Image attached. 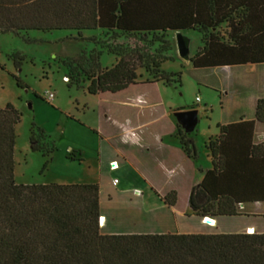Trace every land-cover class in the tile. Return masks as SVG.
<instances>
[{
	"label": "trees",
	"instance_id": "16d2710c",
	"mask_svg": "<svg viewBox=\"0 0 264 264\" xmlns=\"http://www.w3.org/2000/svg\"><path fill=\"white\" fill-rule=\"evenodd\" d=\"M222 23L226 42L208 32ZM58 30H197L207 35L189 58L193 68L264 62V0H0V33ZM113 55L118 58L111 67L87 73L88 94L136 84L140 67L153 82L179 83L180 73L159 69L164 60L148 65L141 54ZM16 85L22 87L17 78ZM20 116L11 105L0 109V264H264V233L102 234L97 183L16 184L14 128ZM254 118L264 124V98L256 101ZM253 124L217 125L218 135L205 145L212 168L188 196L191 215L231 217L240 204L264 202V142L252 143ZM177 136L193 156L192 140ZM45 139L47 147L38 146L31 128L29 149L50 160L55 146ZM161 200L171 207L175 193Z\"/></svg>",
	"mask_w": 264,
	"mask_h": 264
},
{
	"label": "rangeland",
	"instance_id": "374dc122",
	"mask_svg": "<svg viewBox=\"0 0 264 264\" xmlns=\"http://www.w3.org/2000/svg\"><path fill=\"white\" fill-rule=\"evenodd\" d=\"M175 32L131 34L85 30L77 35L75 31L58 30L28 31L17 35L0 33V109L11 105L21 114L20 122L14 128V182L21 185L97 183L102 197L100 209L107 218L105 229L129 231L132 224L128 220L125 195H120L119 191L125 187H142L143 184L141 177L129 166H122L116 151L124 152L130 161L135 156L143 157L146 148L143 149L137 136L133 139L121 137L122 126L143 124L138 133L145 139L161 132L165 127L163 118L156 125L150 122L161 114L162 107H147V100L155 97L162 100L165 110L169 107L172 111L193 108L197 112L196 124L189 131L181 127L188 136L178 132L184 139L192 138L200 152L204 148L203 142L215 133V124L233 116L225 108L221 111V107H226V98L222 104L219 100L220 92L225 94L233 82L226 69H195L188 60L180 59ZM208 32L221 41H228L226 23ZM181 34L188 40L189 58L207 35L197 30H183ZM113 53L141 54L148 65L153 59L164 60L159 69L166 74L180 73L179 83L150 84L152 76L140 67L136 70L140 75L136 84L116 93L88 94L87 73L91 68L97 73L111 67L118 58ZM16 78L22 87L16 85ZM49 93L53 94L51 101L44 99ZM135 100L145 107L134 106ZM31 128L38 146L47 147L45 135L53 141L55 151L49 156L50 160L29 149ZM113 179L119 181L116 187H111ZM147 179L157 189L173 186L177 207L187 206L191 174L171 177L155 170ZM106 194H110L108 202ZM148 204L149 209H153L151 203ZM135 205L131 204L132 207ZM99 218V224H104V217ZM204 218L201 223L211 227ZM146 220L147 217L141 222ZM186 221L188 224L195 222L193 219ZM249 230V234L254 233L253 229Z\"/></svg>",
	"mask_w": 264,
	"mask_h": 264
},
{
	"label": "crops",
	"instance_id": "0c3cea01",
	"mask_svg": "<svg viewBox=\"0 0 264 264\" xmlns=\"http://www.w3.org/2000/svg\"><path fill=\"white\" fill-rule=\"evenodd\" d=\"M182 31L183 30H180V32ZM195 69H209L212 71L226 69L229 76L228 78H232L233 82L232 85H228L225 94L220 92L219 100L221 102L220 104H222L225 102L223 100L226 98V107H221V111L225 108L227 113L233 114V116L230 115L229 119L215 124V133H211V135L203 142L204 152L202 149L198 152L194 146L192 138H187L191 139L193 143L195 154L192 156L185 152L184 148L180 144L178 136H176L178 130L182 131V133L187 136L188 132L182 130L180 124L174 116V113L193 110V108L174 109L172 111L169 107L168 110H165L161 99L155 97L151 101L147 100L149 103L148 104L146 102L148 104L147 107H162L160 110L161 114H159V116H154L150 123L156 125L160 122V119L163 118V120H165V127L161 128V132L154 134V137L145 139V137L140 136L138 133L139 130L143 128V124L134 123L123 125L120 136H130L131 139L137 136L139 143L143 144V149L144 147L146 148V153L143 154V157L141 158L135 156V158L127 161L124 152L116 151L118 153V158L122 160V166H129L132 171H134L142 179V187L134 186L131 189L125 187V189L119 191L120 195H125L123 199L126 201V209L128 210L127 213H129L128 220L129 223L132 224V228L129 231L110 228L105 229L107 218L100 209L102 197L100 193V185H98L99 214L100 217L103 216L105 219L104 224H99V229L102 234H233L245 233L246 229L250 228L253 229L256 234L264 233V202L240 204L238 206L240 211L236 216H207L208 218H204V221L211 225V227L204 226L201 223V218L203 217L191 215L188 207V196L191 188L201 181L207 170L212 168L211 158L205 145L210 138L213 139L218 135V124L226 125L243 121H254L252 143L257 145L264 142V124L256 121L254 118L256 101L260 98H264V62H247ZM143 83L147 82L143 81ZM157 83L159 82H151L150 84L156 85ZM160 83L162 84V82ZM137 101L135 100L132 104L136 107H145ZM148 155L152 156L148 157ZM155 170L161 171L163 174L171 177L186 176L187 174L192 175V181L189 183L190 189L188 191L186 207H177L176 196L173 206L168 207L163 204L161 198L169 192L176 193V190H174L173 186L169 189H157L156 185L147 179V177ZM118 184L119 181L114 187ZM111 187L113 186L111 185ZM136 193L140 195H134ZM108 195L110 194L105 195L106 202H108ZM131 199H133V201H129ZM148 202L151 203V207L153 209H149ZM131 204H136L138 207L136 205V207H132ZM139 207L141 209L138 210L137 208ZM153 210L158 211V213L156 214ZM130 214H132V216H130ZM145 217H147L148 220L142 223L141 221ZM187 219H193L195 222L188 224L186 221Z\"/></svg>",
	"mask_w": 264,
	"mask_h": 264
},
{
	"label": "water",
	"instance_id": "95a60500",
	"mask_svg": "<svg viewBox=\"0 0 264 264\" xmlns=\"http://www.w3.org/2000/svg\"><path fill=\"white\" fill-rule=\"evenodd\" d=\"M175 43L179 58L189 60L188 40L182 36L180 31L175 32ZM174 116L180 126L186 131L192 130L197 121L196 110L175 112Z\"/></svg>",
	"mask_w": 264,
	"mask_h": 264
},
{
	"label": "built area",
	"instance_id": "2783aa9c",
	"mask_svg": "<svg viewBox=\"0 0 264 264\" xmlns=\"http://www.w3.org/2000/svg\"><path fill=\"white\" fill-rule=\"evenodd\" d=\"M52 98H53V94H51V93L46 94V95L44 96V99L47 100V101H51ZM117 183H118L117 179H113V180L111 181V185H113V186H115ZM249 232H250V230L247 229L245 233H248V234H249Z\"/></svg>",
	"mask_w": 264,
	"mask_h": 264
}]
</instances>
